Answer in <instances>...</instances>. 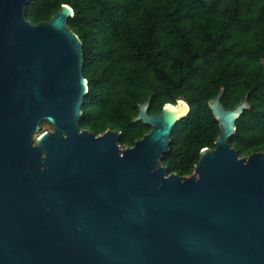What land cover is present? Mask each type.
Listing matches in <instances>:
<instances>
[{
	"label": "water",
	"instance_id": "1",
	"mask_svg": "<svg viewBox=\"0 0 264 264\" xmlns=\"http://www.w3.org/2000/svg\"><path fill=\"white\" fill-rule=\"evenodd\" d=\"M30 0H0V264H264V150L239 156L229 138L250 107L209 101L220 125L190 175L162 162L186 116L176 103L134 120L151 130L79 124L89 91L83 42L63 3L37 24ZM183 100V99H182ZM47 120L53 130L36 137Z\"/></svg>",
	"mask_w": 264,
	"mask_h": 264
},
{
	"label": "trees",
	"instance_id": "2",
	"mask_svg": "<svg viewBox=\"0 0 264 264\" xmlns=\"http://www.w3.org/2000/svg\"><path fill=\"white\" fill-rule=\"evenodd\" d=\"M63 3L69 26L83 42L89 91L79 124L95 134L119 130L131 146L151 125L134 120L139 104L149 113L187 101L189 113L171 133L162 158L168 173L190 175L205 147H215L219 121L209 101L223 87L232 108L248 95L229 142L248 156L264 150V0H30L34 24Z\"/></svg>",
	"mask_w": 264,
	"mask_h": 264
},
{
	"label": "rangeland",
	"instance_id": "3",
	"mask_svg": "<svg viewBox=\"0 0 264 264\" xmlns=\"http://www.w3.org/2000/svg\"><path fill=\"white\" fill-rule=\"evenodd\" d=\"M44 130H53V125L47 121V120H44L42 123H41V128L40 130H38L35 134H34V137H36L38 135V133L44 131Z\"/></svg>",
	"mask_w": 264,
	"mask_h": 264
},
{
	"label": "bare ground",
	"instance_id": "4",
	"mask_svg": "<svg viewBox=\"0 0 264 264\" xmlns=\"http://www.w3.org/2000/svg\"><path fill=\"white\" fill-rule=\"evenodd\" d=\"M177 106H181L182 107V112H185L188 108V104L184 101V100H180V102L178 103Z\"/></svg>",
	"mask_w": 264,
	"mask_h": 264
}]
</instances>
